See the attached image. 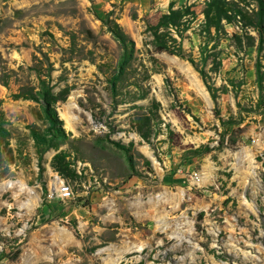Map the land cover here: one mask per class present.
Segmentation results:
<instances>
[{"label":"rangeland","instance_id":"1","mask_svg":"<svg viewBox=\"0 0 264 264\" xmlns=\"http://www.w3.org/2000/svg\"><path fill=\"white\" fill-rule=\"evenodd\" d=\"M111 261L264 264V0H0V264Z\"/></svg>","mask_w":264,"mask_h":264},{"label":"built area","instance_id":"2","mask_svg":"<svg viewBox=\"0 0 264 264\" xmlns=\"http://www.w3.org/2000/svg\"><path fill=\"white\" fill-rule=\"evenodd\" d=\"M195 177L197 176L195 175ZM56 192L60 198H68L71 195V190L67 184L60 185Z\"/></svg>","mask_w":264,"mask_h":264},{"label":"trees","instance_id":"3","mask_svg":"<svg viewBox=\"0 0 264 264\" xmlns=\"http://www.w3.org/2000/svg\"><path fill=\"white\" fill-rule=\"evenodd\" d=\"M206 19L208 20L209 25H214L215 27L219 26V14L218 12L215 13V15H205ZM161 49H165V46H160Z\"/></svg>","mask_w":264,"mask_h":264},{"label":"bare ground","instance_id":"4","mask_svg":"<svg viewBox=\"0 0 264 264\" xmlns=\"http://www.w3.org/2000/svg\"><path fill=\"white\" fill-rule=\"evenodd\" d=\"M62 185V184H61ZM60 185H58L59 187ZM58 189V188H57ZM33 261V260H32ZM108 264H114V261L109 262Z\"/></svg>","mask_w":264,"mask_h":264}]
</instances>
